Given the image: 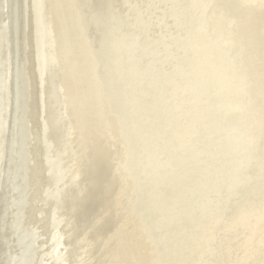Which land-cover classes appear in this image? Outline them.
<instances>
[{
	"label": "bare ground",
	"instance_id": "bare-ground-1",
	"mask_svg": "<svg viewBox=\"0 0 264 264\" xmlns=\"http://www.w3.org/2000/svg\"><path fill=\"white\" fill-rule=\"evenodd\" d=\"M97 1L0 0V264H61L64 260L79 264L80 258L89 264L175 260L184 249L180 248L176 257V253L168 251L166 256L164 251L170 247L168 237L182 235L174 231L178 226L174 228L173 224L186 220V211L194 208L209 214L219 210L215 214L222 216L218 217L220 226L224 218L234 214L223 211L228 210L225 203L230 195L218 192L222 187L216 184V178L222 168L228 169L221 178L226 181L223 187L233 185L231 196L237 192L238 198L243 193L247 201L255 195L248 190L244 175L251 171L252 160L257 159L254 139L244 134L241 125L234 128L230 123L246 109L236 103L234 107L216 103L233 102L226 94L240 95L243 91L242 81H237L238 76L231 71L240 69L235 65L239 56L234 57L235 62L229 59L237 50L233 45L236 41L226 36L215 38L203 31V24L197 23L199 14L206 12L202 1H197L202 5H196V0H161V13L155 9L160 18L154 17L159 27L164 26L158 30L155 24L150 27L152 20L144 18L143 11L138 15L135 0H114L111 10L116 54L112 51V62H106L103 48L107 43L100 41L97 34L108 15L94 11ZM241 3L264 18V0ZM198 5L204 10H198ZM146 7L150 11L151 7ZM212 8L211 12L215 10ZM216 19L212 22L216 29L221 28L219 21L223 19ZM127 26L131 31L125 40L121 35H126ZM198 33L204 34L202 39L209 36L208 46L196 43ZM147 36L153 43L166 44L164 52L170 48L166 50L165 70H161L164 73L160 74L163 82L168 81L166 94L160 95L161 83L160 87H153L152 94L143 87L144 82L138 83L145 70L134 67L140 62L132 58H139L141 51L134 50L138 45L133 41L139 42L141 37L147 41ZM256 36L264 46V26ZM196 44L202 52L200 58ZM109 48L111 52L112 43ZM210 50L215 58L213 54L208 58ZM184 58L190 59L185 61V67L180 63ZM213 61L217 65L212 67ZM227 65L233 68L228 70ZM257 70L264 78V66ZM201 74L205 76L203 80L197 78ZM108 76L118 84L110 82ZM152 78L149 79L158 80ZM210 82L219 83L221 98L211 97L217 93L208 94L209 97L199 93L204 87L197 89V85L209 86ZM175 83L182 86L175 88ZM131 92L133 96L129 95ZM140 109L146 114L140 115ZM124 115L130 125L125 124ZM142 121L144 127H139ZM191 137L195 138L192 143L184 141ZM244 141L249 142L244 146ZM222 143L227 150L217 149ZM192 146L204 154L192 159L195 153L200 154L192 152ZM235 156L239 163L243 158L250 160L246 171V162L243 166L234 160L229 163V158ZM259 160L263 166V158ZM244 182L248 184L242 187ZM260 209L254 205L242 215V222L247 223L242 225L243 232L249 233L246 238L252 230L256 231L257 221L264 232V216H260L264 208L257 216ZM161 215L168 218L160 222ZM100 219L102 226L88 231ZM196 219L201 223L200 218ZM154 225L162 231H155ZM208 230L196 228L195 236H204L202 233ZM257 235L262 238L260 232ZM224 237L221 232L218 242ZM263 244L264 241H246L240 250V262L264 264L257 253L264 250ZM174 246L182 247L183 243L175 241ZM222 249V255L229 250ZM209 254L213 256L215 250ZM206 261L205 264L215 263H210L209 258ZM228 261L237 262L232 258Z\"/></svg>",
	"mask_w": 264,
	"mask_h": 264
},
{
	"label": "rangeland",
	"instance_id": "rangeland-1",
	"mask_svg": "<svg viewBox=\"0 0 264 264\" xmlns=\"http://www.w3.org/2000/svg\"><path fill=\"white\" fill-rule=\"evenodd\" d=\"M107 1V2H106ZM132 0H130V2H131ZM195 1V0H194ZM199 1H202V3L205 5V6H208L210 9L212 8V7H216V8H218L219 7V9H217L216 10V8H215V10L213 11L214 13L215 12H217L218 13V15H216L217 13H213V12H211L212 11V9L209 11L208 10V7H205V6H203L201 3H198ZM204 1V2H203ZM209 2H207V0H196L195 1V3L197 2L198 4H201L202 5V7L203 8H205V14H204V12H201L202 10H204L203 8H201L200 6L201 5H198V10H200V8H201V13L199 14L200 16H199V18H197V23H199V24H203V26H202V28H203V31H208V33H210L211 35H213L215 38L217 37V35H219L221 38H223V36L225 37H230V34L227 32V30H228V25H227V22H225L224 20L221 22V21H219L220 23H221V26L224 28H217L216 29V26H215V24L212 22L213 20H215L218 16H220V14L219 13H222L223 15H221L220 17H221V20H222V18H226L227 16V18H233V19H235L236 21H238V22H241L242 20H241V18L239 17V15H238V12H237V7L239 6L238 5V3L235 1V0H208ZM218 1V2H217ZM225 1H228V2H225ZM239 1H241V0H239ZM106 2V3H105ZM110 2H111V0H99V1H97V5H96V7H95V10L94 11H97L100 15L102 14L103 16L105 15H108V14H110V12H111V10H110ZM133 2V1H132ZM140 2H141V4H140ZM145 2V3H144ZM149 2V3H148ZM207 2V3H206ZM224 2L226 3V4H224ZM243 3L245 2V1H242ZM143 3V4H142ZM155 3V4H154ZM197 3H196V5H197ZM216 3V4H215ZM218 3V4H217ZM232 3V4H231ZM233 3H236V4H233ZM106 4V5H105ZM134 4L136 5V7H135V9H137V12H138V15H139V13L140 12H144V18H146L147 16V18L146 19H148V20H152L151 21V23L152 24H150L151 26L150 27H152V25H153V28H154V24H155V27L158 29V30H160L161 29V27L162 26H164V24H162V26L161 27H159L160 25H159V21H157V19H156V17H158L159 16V14H157L158 12L159 13H161V11H162V9L160 8H158L159 6H161L162 4H161V0L160 1H158V0H153V1H151V0H135L134 1ZM154 7V8H152V6ZM160 4V5H159ZM101 5V6H100ZM103 5V6H102ZM138 5H140V7L138 6ZM143 5V6H142ZM146 5H147V7H146ZM195 5V6H196ZM211 7H210V6ZM220 5H221V7H220ZM236 5H238V6H236ZM240 5H242V3L240 4ZM144 7H146V8H150V11H152V12H150V11H146V9L144 8ZM155 7H157V8H155ZM223 7V8H222ZM98 9V10H97ZM131 9H134V7H131L130 8V10ZM155 9H157V13H156V10ZM164 9V8H163ZM225 9V10H224ZM234 9H236V10H234ZM102 10V11H101ZM109 10V11H108ZM197 10V11H198ZM221 12H220V11ZM232 10H233V12H232ZM250 10H252V11H250L249 12V19L246 21L247 22V25L248 26H245L246 24L244 23V24H240V32H239V34H238V36L241 38L245 33L247 34V36L250 38V39H252V40H256L257 39V36H256V34L258 33V30L259 31H261V28H262V26H264V18L262 17V15H258L257 14V11L255 10V9H250ZM166 12H167V10H166ZM224 12L226 13V12H232V14H227V16L224 14ZM253 12V13H252ZM256 12V13H255ZM105 13V14H104ZM146 13H148V14H146ZM153 13H155L156 15H154ZM209 13L212 15H210L209 16ZM234 13V14H233ZM150 14L151 15H153V17L154 16H156V17H152V16H150ZM161 15V14H160ZM213 15L216 17H214L213 19H212V17H213ZM231 15V16H230ZM250 15H251V17H250ZM255 15V16H254ZM150 16V17H149ZM203 16V19L201 18ZM208 16V17H207ZM223 16V17H222ZM233 16V17H232ZM254 16V17H253ZM258 16H260V17H258ZM130 17L132 18V15H130ZM210 17H211V19H210ZM219 17V18H220ZM150 18H152V19H150ZM159 18H160V16H159ZM207 18L209 19V20H207ZM219 18H217V19H219ZM253 18H255V19H253ZM260 18V19H259ZM153 19H155V21L153 20ZM216 19V21H218ZM261 19H263V20H261ZM132 20V19H131ZM211 20V21H210ZM220 20V19H219ZM240 20V21H239ZM210 21V22H209ZM164 23V22H163ZM168 23V22H167ZM204 23H205V25H204ZM225 23H226V27H224V25H225ZM250 23V24H249ZM130 25H131V21H130V23H129ZM211 24V25H210ZM251 24H252V26H251ZM157 25V26H156ZM213 25V26H212ZM217 25V24H216ZM251 26V27H250ZM140 27H141V24H140ZM139 27V28H140ZM208 29H207V28ZM211 27L213 28V30L211 29ZM245 27H246V29H245ZM248 27H249V29H248ZM123 29H124V27H122ZM206 28V29H205ZM252 28V29H251ZM254 28V29H253ZM126 29L128 30L127 32H126V35L125 34H122L123 35V37H124V39L126 40V38H128V35H130V33H129V31H131V28L129 27V26H127L126 27ZM147 29V28H146ZM219 29V30H218ZM118 30H119V26H118ZM141 31H143V28L142 29H140ZM140 30H136V31H140ZM148 30V29H147ZM154 30V29H153ZM152 30V31H153ZM217 30V31H216ZM221 30V31H220ZM216 31V32H215ZM218 31H220V33L218 32ZM257 31V32H256ZM121 32V31H120ZM222 32V33H221ZM137 33V32H136ZM135 33V34H136ZM155 33H157V31L155 32ZM155 33H153V34H155ZM252 33H254L255 35H253V36H249V34H252ZM128 34V35H127ZM158 35H159V32L157 33ZM171 34H173V33H171ZM199 35H200V38H199V41H196V43L200 46L201 44L204 46V45H209V36L208 35H205V39H202V37H203V35L204 34H200V33H198ZM221 34V35H220ZM223 34V35H222ZM228 34V35H227ZM131 39L133 38H135V35H133V33H131ZM150 35V34H149ZM148 35V36H149ZM127 36V37H126ZM148 36H147V41H144L143 40V37H141L140 39H139V42L135 39L133 42H135L134 43V45H138V47H134V45H133V47H134V50H136L137 51V53H138V51L140 52L141 51V55L139 56V58H137V57H134L133 56V61H139L140 62V64L138 63V64H134V67L136 68V70H145V72L144 73H142L141 74V80H139L138 81V83L139 84H142L141 82H144V85H143V87H145V88H147L148 90L147 91H149L150 93L149 94H152L153 93V91H154V89H153V87H157V85H158V87H160L159 86V84L161 83V84H163L161 87H160V89H159V92L161 91V93H160V95L162 94V92L164 93L165 92V94H166V89L164 88V87H166V85H168V84H166V82H168L167 80H165V82H163V77L164 76H161L163 73H162V71L161 70H165L164 69V65L166 66V64H167V57H165V55H166V52L167 51H169L170 50V48H165V52H164V47H165V45L166 44H163V45H161V43L159 42V44H156V43H153V42H151L150 41V38H148ZM207 36V37H206ZM170 37H172V35H170ZM219 37V38H220ZM174 38V37H173ZM231 38V37H230ZM148 40L150 41V43H151V45H148V44H150V43H147L148 42ZM201 40L202 41H205L206 43H201ZM213 40V39H212ZM129 41H127V43H128ZM199 42H200V44H199ZM212 42H215V41H212ZM131 43H132V41H131ZM169 43V45L171 46V44H170V42H168ZM237 43L238 42H235V43H233V45L235 44L236 46H237ZM146 44V46H144ZM154 44H156V45H154ZM195 44V43H194ZM196 44V45H197ZM216 44V43H215ZM126 44H123V46H124V51L127 49V47L125 46ZM139 45H141V47L142 48H144V50H141V48H140V46ZM158 45V46H157ZM197 45V46H198ZM157 46V47H156ZM199 46H198V48H196V51L198 52L197 54H198V57L200 58V57H202V52H200L199 51ZM202 46V47H203ZM160 47V48H159ZM214 47V46H213ZM215 47L217 48V46L215 45ZM130 48V47H129ZM138 48H140V49H138ZM157 48V49H156ZM138 49V50H137ZM147 49V50H146ZM167 50V51H166ZM222 50H224V48H222ZM184 51V50H183ZM217 51H219L218 49H217ZM237 51L239 52V53H237ZM142 52H143V54H142ZM131 53V52H130ZM155 55H154V54ZM200 53V54H199ZM210 55H208V58L210 59L211 57H212V54H213V51H212V53H211V50H210V53H209ZM218 54V53H217ZM234 55L232 56V57H229V59H231L233 62H235V56H239L238 57V59L236 60V62H235V65L236 66H239L240 67V69L239 70H231L233 73H234V75H236V76H238V80L237 81H239V79L242 81V83H241V86H242V89H243V91L241 92V94L240 95H234L233 93H227L226 95H228V96H225V97H230V98H232V101L233 102H225V101H222V100H220V101H217L216 103L217 104H219V105H222V106H229L230 104H232V105H230V106H235V103L237 104V105H239V106H241V107H244V108H242V109H246V113H245V110H243V115H238V116H236L235 118H233V120L230 122V123H233L234 125V128H237V126L238 125H241V129H242V131L244 132V134H248V137H251V138H253L254 139V143L252 144V145H255V147H256V153H254L255 154V156H256V158L257 159H255V160H252V162H254L253 163V165H252V167L251 168H249V169H251V171H248L247 173L248 174H246V172H245V178L248 180V183H249V189L248 190H252V191H254L255 192V195L253 196V199L252 200H247L246 201V196L244 195L243 196V193H242V195L241 196H239L238 198H237V192L235 193V196H231L232 195V192H231V190H230V188H231V186H233V185H228V186H226V187H223L225 184H226V181H225V179H223V178H221V174L223 173V172H226L228 169H224V168H222V171H220V173L218 174V176H217V178H216V184H221V189L220 190H218V192H220V193H223L224 191H225V194H228V196L230 197V200L228 201V203H230V206L228 205V203H225V205H226V207L228 208V211H229V213H234V214H230L229 215V217L228 218H224L223 219V222H222V225L220 226V225H218V217L220 216V218L222 217L221 215H217V214H215V212H219V210H213L211 213H209V214H202L201 213V211L198 209V210H195L194 208H192L190 211L188 210V211H186L185 213H187V214H185V218H186V220H184L181 224H178L177 223V221H176V224H173V226H174V228H175V226H178V228H176L177 230H174V231H178V232H181L182 233V235L181 236H179L178 238L174 235V236H170V237H168L167 239L169 240V242H170V247H168V248H166V251H164V253H165V255L167 256V252L168 251H171L172 253H176V255L174 256V257H176L177 255H179V250H180V248L181 249H184L183 250V254H182V256H178V257H176V259L175 260H180V261H183L184 262V264H202V262H204V264L205 263H207V258H209L210 259V263H211V261L213 260V262H215L214 264H232L231 262H229L228 261V259H230L231 260V258L233 259V260H236L237 262L235 263V264H244V263H241L240 262V258H239V255L241 254L240 253V250L241 249H243L242 247H244V243L246 242V241H253V240H257L258 241V244H260L261 243V241H262V243H263V241H264V235H263V231H261L260 230V226H261V224L257 221V223H256V231H254V230H252V232L250 233L251 234V236L249 237V238H247L246 239V237H247V235L249 234V233H244L243 232V229H242V225L243 224H247V223H243L242 222V215L244 214V212L246 211V210H248V209H250L252 206H254L255 205V207H257V206H259L261 209L257 212V216H258V214H259V212H261L262 210H263V208H264V165L262 166V165H260L261 164V161L262 160H259L260 158H263V161H264V78H262L261 76H260V74H258L257 73V71L256 70H246V68H245V65H244V61H243V55H242V51L240 50V49H238V46H237V50L233 53ZM143 55H145L144 57H143ZM159 55V56H158ZM214 56V58L216 57V54H213ZM126 56H128L129 57V53L126 55ZM190 56V55H189ZM189 56H187V57H189ZM219 56V55H218ZM186 57V58H187ZM193 57H197V55H194L193 54ZM137 58V59H136ZM186 58H184L183 60H181L180 61V63L182 64V65H184L183 67H185V61H189V60H187ZM129 59V58H128ZM142 59V60H141ZM147 59V60H146ZM174 59V58H173ZM144 60H146V62L144 63ZM194 60H198V59H194ZM214 60V59H213ZM136 61V62H137ZM142 61V62H141ZM147 61H148V63H147ZM174 61H176V59L174 60ZM221 61V60H220ZM198 62V61H197ZM215 62L213 61V62H211V66L214 64ZM216 65H217V63H215ZM219 64H222V63H219ZM139 65V66H138ZM228 66V70H230V68H233V66L231 67V66H229V65H227ZM134 67H132L131 68V70L134 68ZM213 67V66H212ZM145 68H147V69H145ZM227 68V67H226ZM146 70H148L147 72H148V74H147V72H146ZM149 70H154L155 71V73H153V72H149ZM204 72V74L206 75L207 74V72L205 71V70H203ZM230 71V72H231ZM159 72V73H158ZM152 73V74H151ZM147 74V78H145V75ZM151 74V75H150ZM161 74V75H160ZM204 74H201L200 76H198L197 78L198 79H200L201 78V80H203L202 78H204L205 76H203ZM150 75V76H149ZM153 75V76H152ZM194 75H196V73L194 74ZM153 77V78H152ZM156 77V78H155ZM110 78H111V76H110ZM109 78V80H110V82H113V80L112 79H110ZM149 78H152L153 80H155V79H158V80H156V81H152L151 79H149ZM192 78H195V77H192ZM212 78H215V76H212ZM145 80V81H144ZM148 80V81H147ZM181 80V79H180ZM150 81V82H149ZM162 81V82H161ZM182 82L184 81L183 79L181 80ZM245 81H247V82H245ZM153 82V83H152ZM185 83H186V81H184ZM216 82H218V79L216 80ZM149 83V84H148ZM219 84V83H218ZM218 84H216V83H213V82H210V85L209 86H207V85H202L201 84V86H199L198 87V85H197V89L198 88H203L202 90H201V92H199L201 95H205V96H208V94H211V93H213V94H216L217 93V95L216 96H211L213 99H217V98H221L220 96H219V94H218V92H220L221 94H222V89L221 88H218ZM181 85V84H180ZM178 83L176 84H173V86L175 87V88H180L179 86H180ZM182 86V85H181ZM211 87V88H210ZM208 88V89H207ZM157 89V88H156ZM164 90V91H163ZM171 90H173V89H171ZM128 91V90H127ZM126 91V94L128 95V92H130V91H128L127 92ZM207 91V92H206ZM158 92V93H159ZM148 94V95H149ZM170 94V93H169ZM169 94H167L168 96H170ZM129 95H132L133 96V92H131V93H129ZM209 97V96H208ZM225 97H223V98H225ZM211 98V99H212ZM201 99V98H200ZM199 99V100H200ZM204 99V98H203ZM225 99H227V98H225ZM148 104V103H147ZM149 106V105H148ZM151 106V105H150ZM149 106V107H150ZM240 107V108H241ZM130 112V111H129ZM139 114L141 115V113H142V115H143V113H144V111L143 110H139ZM146 113H144V115H145ZM147 118V117H146ZM128 118L127 117H124V121H126L125 122V124H129L130 125V123L128 122V120H127ZM257 120H259L260 121V123L259 124H257ZM225 121V120H224ZM226 122V121H225ZM142 123H145V121H142L141 123H140V126L139 125H137V126H139V127H144V125L142 124ZM227 123H228V121H227ZM221 125V124H220ZM222 126V125H221ZM228 125L226 124V127H227ZM223 127V126H222ZM130 128H132V127H129V129ZM228 128H229V126H228ZM179 129V128H178ZM144 130V129H143ZM131 132H133V131H131ZM144 132V131H143ZM253 134H256V136L255 137H253ZM199 135H200V133H198V138H199ZM192 140H195V138H189V139H187V138H184V141L186 142H189V143H192ZM249 141H251V140H249ZM249 141H244L243 142V145L245 146V143H247V142H249ZM206 145V144H205ZM236 145V144H235ZM141 147V146H140ZM203 148L202 149H204V146H202ZM253 147L254 146H252V147H249V149H253ZM258 148V149H257ZM191 151L192 152H197L198 150H197V147L196 146H192L191 148ZM189 149V150H190ZM217 149H220V150H227L228 148L224 145V143H222L220 146H217ZM229 151V150H228ZM200 154H198V153H195L194 155H192V159H194V157L195 156H201L202 154H204V151H202L201 149L198 151ZM255 156H253V157H255ZM230 160H229V163H230V161L232 160H234V163L235 164H237V165H240V166H243V164L246 162V164L247 165H245V166H243L244 167V171H246V168H248V163H250V160H248V161H246L245 160V158H243L242 159V162H240L239 163V157H230L229 158ZM247 159V158H246ZM223 161H224V159H223ZM193 162H194V160H193ZM256 164V165H255ZM213 168V167H212ZM213 169H215V168H213ZM247 182L245 183H243V185H242V187L245 185V184H248ZM237 198V199H236ZM235 200V201H234ZM166 208V207H165ZM164 208V209H165ZM224 210V209H223ZM171 211H169V213H170ZM223 212V211H222ZM221 212V213H222ZM212 216H211V215ZM226 214H228V213H226ZM196 217H195V216ZM205 216V217H204ZM260 216H264V210L261 212V214H260ZM161 217H162V219H160V222H163V221H165L167 218H168V215H161ZM160 217V218H161ZM165 218V219H164ZM196 218H200V220H201V223H199L198 222V220L196 219ZM255 218H257V217H255ZM174 221H175V218H174ZM171 223H173V221H171ZM213 227V229H211ZM196 228H198V229H201V230H203V231H206V230H208L209 228V230L206 232V233H202V234H205L204 236H202L200 233H198V235L197 236H195L196 235V231H195V229ZM262 229V228H261ZM170 230V229H169ZM180 230V231H179ZM195 231V232H194ZM224 233L225 234V237H224V239L225 240H223V241H220V242H218V240H219V237H220V233ZM258 232H260L261 234H262V238H260L258 235H257V233ZM176 233V232H175ZM196 238H198V242H197V240H196ZM242 240H245L244 241V243L243 244H241V241ZM175 241H177L178 243H183V246L182 247H178V248H175V246H174V243H175ZM224 245V246H223ZM173 246V247H172ZM263 246H264V244H263ZM229 248V250L228 251H226L225 253H224V255H222L223 254V249L222 248ZM165 248V247H164ZM215 250V254L212 256V255H210L209 254V251L210 250ZM252 250V249H251ZM255 250V249H254ZM190 251V252H189ZM257 251V250H256ZM256 251H253L254 253L256 252ZM257 253L258 254H260L261 255V258H263L264 259V250L262 251V252H259V251H257ZM199 254V255H198ZM222 255V256H221ZM173 257V258H174ZM182 257V258H181ZM222 257V258H221ZM236 258V259H235Z\"/></svg>",
	"mask_w": 264,
	"mask_h": 264
},
{
	"label": "water",
	"instance_id": "water-1",
	"mask_svg": "<svg viewBox=\"0 0 264 264\" xmlns=\"http://www.w3.org/2000/svg\"><path fill=\"white\" fill-rule=\"evenodd\" d=\"M114 0H111V2H110V10L112 9V7L114 6ZM112 14H113V12H112V10H111V12H110V14H108V16L107 17H105L106 19L105 20H103V24H102V28L100 27V32L101 33H99V34H97V36H98V39L101 41V40H103V42H106L107 43V46H108V48H107V46L106 47H104L103 48V52H104V60L107 62V60H110V63L112 62V51H113V54H116V48H115V44H116V34L114 33V30H113V28H114V20H113V18H112ZM113 25V26H112ZM121 37H123V35H121ZM117 39H118V36H117ZM106 40V41H105ZM112 43V48L113 49H111V52H110V48H109V46H110V44ZM104 46V45H103ZM115 60H116V58H115ZM110 71V73H111V70H109ZM107 78H110V76H108ZM112 80H113V82L114 83H116V84H118L117 83V80L116 79H113V78H111ZM107 80V79H106ZM120 88V87H119ZM121 90V89H120ZM147 91V90H146ZM124 117H125V115H124ZM127 117V116H126ZM57 120H58V118H57ZM58 122H59V120H58ZM139 124V123H138Z\"/></svg>",
	"mask_w": 264,
	"mask_h": 264
},
{
	"label": "snow or ice",
	"instance_id": "snow-or-ice-1",
	"mask_svg": "<svg viewBox=\"0 0 264 264\" xmlns=\"http://www.w3.org/2000/svg\"><path fill=\"white\" fill-rule=\"evenodd\" d=\"M235 187H239V184L237 183L235 185ZM225 213H227V209H224L223 210ZM103 224V220L100 219V220H97L93 226L91 228L88 229V231H92L93 228H98L100 226H102ZM154 228H155V231H162V229L158 226H155L154 225ZM85 251H87V249H85ZM61 264H71V261H68V260H64L61 262ZM79 264H89V262L85 261L83 258H80V261H79ZM153 264H184L183 261H180V260H157V261H154ZM202 264H204V262H202Z\"/></svg>",
	"mask_w": 264,
	"mask_h": 264
},
{
	"label": "flooded vegetation",
	"instance_id": "flooded-vegetation-1",
	"mask_svg": "<svg viewBox=\"0 0 264 264\" xmlns=\"http://www.w3.org/2000/svg\"><path fill=\"white\" fill-rule=\"evenodd\" d=\"M3 130H4V128H3Z\"/></svg>",
	"mask_w": 264,
	"mask_h": 264
}]
</instances>
